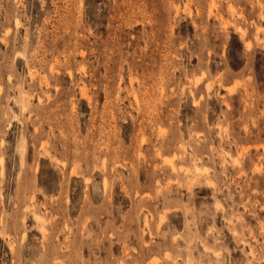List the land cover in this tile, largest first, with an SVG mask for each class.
Listing matches in <instances>:
<instances>
[{"label":"rangeland","instance_id":"374dc122","mask_svg":"<svg viewBox=\"0 0 264 264\" xmlns=\"http://www.w3.org/2000/svg\"><path fill=\"white\" fill-rule=\"evenodd\" d=\"M0 264H264V0H0Z\"/></svg>","mask_w":264,"mask_h":264}]
</instances>
